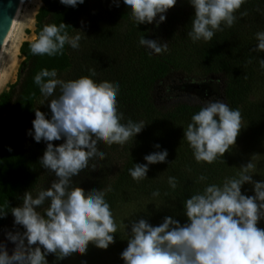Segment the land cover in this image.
<instances>
[{
    "label": "trees",
    "instance_id": "1",
    "mask_svg": "<svg viewBox=\"0 0 264 264\" xmlns=\"http://www.w3.org/2000/svg\"><path fill=\"white\" fill-rule=\"evenodd\" d=\"M42 3L36 16V39L45 25L64 23L70 37L81 36L80 46L72 49L66 44L62 54L48 56L32 53L34 41L21 45L24 60L17 81L0 95V209L7 212L5 218H0V235L22 232V227L13 226L11 209L22 204L26 191L35 196L55 180L39 161L46 144L28 135L35 110L50 117L48 101L60 95L59 87L53 97L41 94L34 77L43 69H55L57 76L65 74V82L90 77L98 84L119 85L117 111L123 116L120 122L147 124L123 146L98 145L100 152L118 163L115 174L100 188L106 193L105 200L117 225L115 243L107 250L89 244L85 255L69 257L74 264H124L121 253L128 246L132 221L145 219L158 226L165 216H172L183 225L187 222L183 212L187 198L202 193L209 185L222 186L226 178H238L240 167L250 160L254 165L250 173L253 180L264 181V68L260 66L264 52L254 50L258 44L256 34L264 32V0H246L234 14L232 27L222 24L223 30L215 32L211 41L195 43L188 36L194 19V8L188 0H177L166 13L160 30L155 23L136 25L123 0H84L75 8L60 0ZM143 36L167 42L168 50L150 54L139 44ZM92 69L95 76L90 75ZM177 73L220 77L224 103L233 110H245L247 125L242 141H236L224 157L212 164L197 163L183 139V129L203 105L176 102L181 95H171V105L160 99L161 85ZM155 144L167 149L168 162L151 165L147 179L133 180L129 170L135 163H145L144 156L157 150ZM201 176L206 179L201 181ZM169 177H175V189L170 187ZM156 191L159 196L153 197ZM242 193L254 195L253 185H243ZM257 226L264 229V220Z\"/></svg>",
    "mask_w": 264,
    "mask_h": 264
},
{
    "label": "clouds",
    "instance_id": "2",
    "mask_svg": "<svg viewBox=\"0 0 264 264\" xmlns=\"http://www.w3.org/2000/svg\"><path fill=\"white\" fill-rule=\"evenodd\" d=\"M188 2L194 8L188 36L195 43L211 41L215 32L223 30L222 24L232 27L234 14L246 0ZM60 3L75 8L84 0ZM176 3L177 0H123L136 25L155 23L157 27L165 22L166 13ZM66 27L64 23L45 25L30 46L32 53L55 56L63 53L66 44L78 49L81 36L70 37ZM256 39L254 50L264 52V32H258ZM139 44L150 54L168 50L167 42L144 36ZM260 66L264 68V59ZM95 74L94 69L90 70L91 76ZM34 83L45 98L53 97L60 88V95L48 101L50 117L35 110L33 127L28 131L35 142L46 144L39 161L56 179L35 196L26 191L22 204L11 209L13 226L23 231L5 233V239L15 247L10 255L6 245L0 244V264H48L46 257L50 254L62 261L76 254L85 255L89 244L103 250L114 244L117 225L105 200L106 193L100 189L86 193L81 187H73V177L87 169L90 161L105 159L99 144L123 146L147 125L131 120L127 124L120 122L123 116L117 111L119 85L98 84L90 77L65 82L57 78L55 69L41 70ZM241 124L239 110L219 99L209 100L183 129V139L197 163L212 164L236 144ZM61 140L58 145L53 143ZM154 148L157 150L144 156L145 163H135L129 170L133 180L147 179L151 165L168 162L167 149L160 144ZM240 168L238 178H226L222 186L209 185L202 193L187 198L183 203L187 222L183 225L172 216H165L158 226L145 219L132 221L128 246L121 253L124 264H264V229L257 226L264 220V181L253 180L251 160ZM168 183L173 189L177 186L175 177H169ZM245 184L253 185L254 195L242 193ZM152 195L159 196V191ZM6 215L0 209V218Z\"/></svg>",
    "mask_w": 264,
    "mask_h": 264
},
{
    "label": "rangeland",
    "instance_id": "3",
    "mask_svg": "<svg viewBox=\"0 0 264 264\" xmlns=\"http://www.w3.org/2000/svg\"><path fill=\"white\" fill-rule=\"evenodd\" d=\"M25 7H31V0H27ZM43 7V5L39 4L35 7L37 14L39 10ZM39 9V10H38ZM37 16V15H36ZM159 17H157L158 19ZM158 30L161 29V24L159 27L156 26ZM36 25L34 28L25 29L24 42H33L36 40ZM24 58L20 57V62L18 63V68L16 70L14 78L0 91V95L3 92H7L16 81L18 77V72L20 66L23 62ZM65 74L58 75V79H63ZM163 92H161V100H165L166 104H173L171 102V95H181L178 96L176 102H189L192 104L206 105L209 100L219 99L222 102V79L217 76H209V77H192L185 75L183 73H177L172 75L165 83L162 85ZM185 90V91H184ZM159 94V93H158ZM185 95V96H183ZM254 100V99H253ZM252 100V101H253ZM242 124H241V132L237 137L236 141L241 142L245 129H246V121L245 119V110L242 107L240 109ZM118 167V163L115 159L107 158L103 160H92L89 162V167L82 171L79 176L73 177V187H81L86 193L92 191L93 189L102 188L110 178L115 174ZM93 168L95 170H93ZM56 179V177H55ZM51 184V183H50ZM48 184V186L50 185ZM46 207V205H45ZM14 232V231H13ZM6 233V232H5ZM5 233L0 235L1 244L6 245L9 254L11 255L15 245L5 239ZM48 264H74L72 259H64L59 261L56 259L55 255L50 254L46 257ZM56 262V263H54Z\"/></svg>",
    "mask_w": 264,
    "mask_h": 264
},
{
    "label": "bare ground",
    "instance_id": "4",
    "mask_svg": "<svg viewBox=\"0 0 264 264\" xmlns=\"http://www.w3.org/2000/svg\"><path fill=\"white\" fill-rule=\"evenodd\" d=\"M26 2L27 0L19 21L5 40L2 48L0 56V91L14 78L20 57H23L20 54L25 36L23 31L35 27L37 15L35 7L39 4L43 5L42 0H31V7L26 8Z\"/></svg>",
    "mask_w": 264,
    "mask_h": 264
},
{
    "label": "water",
    "instance_id": "5",
    "mask_svg": "<svg viewBox=\"0 0 264 264\" xmlns=\"http://www.w3.org/2000/svg\"><path fill=\"white\" fill-rule=\"evenodd\" d=\"M25 1L0 0V56L5 40L21 17Z\"/></svg>",
    "mask_w": 264,
    "mask_h": 264
},
{
    "label": "flooded vegetation",
    "instance_id": "6",
    "mask_svg": "<svg viewBox=\"0 0 264 264\" xmlns=\"http://www.w3.org/2000/svg\"><path fill=\"white\" fill-rule=\"evenodd\" d=\"M185 91V90H184ZM183 96H185V95H183Z\"/></svg>",
    "mask_w": 264,
    "mask_h": 264
}]
</instances>
